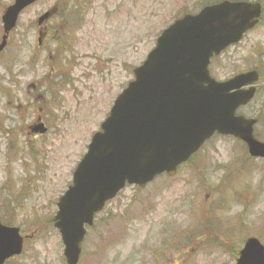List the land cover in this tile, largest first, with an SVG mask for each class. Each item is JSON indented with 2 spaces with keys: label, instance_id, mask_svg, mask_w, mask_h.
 <instances>
[{
  "label": "rangeland",
  "instance_id": "rangeland-1",
  "mask_svg": "<svg viewBox=\"0 0 264 264\" xmlns=\"http://www.w3.org/2000/svg\"><path fill=\"white\" fill-rule=\"evenodd\" d=\"M13 1L0 0V41ZM218 1L40 0L22 13L0 56V222L27 237L10 264H66L53 219L92 134L160 33ZM47 12L53 18L39 27ZM44 27L52 32L40 48ZM254 69L263 81L258 100L240 112L247 117L263 106L264 19L213 74L226 80ZM42 123L44 135L33 131ZM257 136L264 142V117ZM251 237L264 244V163L240 142L215 137L175 179L127 187L109 202L79 264H236Z\"/></svg>",
  "mask_w": 264,
  "mask_h": 264
},
{
  "label": "water",
  "instance_id": "water-1",
  "mask_svg": "<svg viewBox=\"0 0 264 264\" xmlns=\"http://www.w3.org/2000/svg\"><path fill=\"white\" fill-rule=\"evenodd\" d=\"M38 0H14L2 16L0 53L19 16ZM261 6L229 1L197 15H185L163 32L135 80L117 98L58 201L53 220L67 264H78L86 227L126 184L144 188L157 176H173L215 133L244 140L254 157L264 158V144L253 138L255 121L236 117L255 89L256 72L218 83L208 67L214 56L241 41L261 16ZM48 14L39 20L41 24ZM40 133H45L41 126ZM20 229L0 223V264L20 255ZM237 264H264V247L247 241Z\"/></svg>",
  "mask_w": 264,
  "mask_h": 264
},
{
  "label": "flooded vegetation",
  "instance_id": "flooded-vegetation-1",
  "mask_svg": "<svg viewBox=\"0 0 264 264\" xmlns=\"http://www.w3.org/2000/svg\"><path fill=\"white\" fill-rule=\"evenodd\" d=\"M208 5H210L209 3H204V5L202 4L201 5V7L198 9V11L199 10H202V9H204L205 7H207ZM263 9H264V5H263ZM50 20V19H49ZM51 27H49V28H47V27H44L43 28V34H44V37L46 36V35H49V34H51V32H52V30L50 29ZM42 43V40H40L39 41V44H41ZM59 58V57H58ZM56 61V60H55ZM56 64H57V61H56ZM59 64V63H58ZM259 71V70H258ZM260 72V71H259ZM261 73V72H260ZM261 75H262V73H261ZM197 156V155H196ZM196 156H194L192 159L194 160L195 158H196ZM192 163V162H191ZM190 164V163H189Z\"/></svg>",
  "mask_w": 264,
  "mask_h": 264
},
{
  "label": "trees",
  "instance_id": "trees-1",
  "mask_svg": "<svg viewBox=\"0 0 264 264\" xmlns=\"http://www.w3.org/2000/svg\"><path fill=\"white\" fill-rule=\"evenodd\" d=\"M262 81H263V79H262ZM260 93H261V89L258 90V94H257V96L254 99V101H253L252 104H254L258 100V97L260 96ZM260 109L261 110L259 112H257V114H256V118L259 120V123L262 124V122H263V116H264V100H263V106Z\"/></svg>",
  "mask_w": 264,
  "mask_h": 264
}]
</instances>
